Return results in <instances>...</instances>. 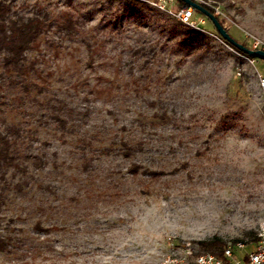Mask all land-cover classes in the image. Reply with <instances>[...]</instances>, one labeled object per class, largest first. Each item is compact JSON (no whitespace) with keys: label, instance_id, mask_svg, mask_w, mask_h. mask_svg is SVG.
Wrapping results in <instances>:
<instances>
[{"label":"rangeland","instance_id":"1","mask_svg":"<svg viewBox=\"0 0 264 264\" xmlns=\"http://www.w3.org/2000/svg\"><path fill=\"white\" fill-rule=\"evenodd\" d=\"M215 1L231 37L251 49L256 38L264 50V0ZM22 3L71 12L97 52L88 65L81 38L48 34L28 53L47 79V97L66 100L73 113L67 130L37 119L39 101L7 114L27 122L32 136L19 155L17 144V165L0 181V233L14 239L0 264H161L173 248L209 252L197 241L215 235L251 249L264 221V60L232 50L193 10L194 27L134 0H14ZM188 28L203 39L186 55L177 41ZM135 81L144 87L134 89ZM162 109L171 118L155 115ZM0 131L15 135L2 122ZM120 136L141 148L124 156ZM100 147L111 150L91 153ZM131 160L167 174L148 184L126 174ZM22 180L29 184L18 192ZM38 218L48 231L33 228Z\"/></svg>","mask_w":264,"mask_h":264},{"label":"trees","instance_id":"2","mask_svg":"<svg viewBox=\"0 0 264 264\" xmlns=\"http://www.w3.org/2000/svg\"><path fill=\"white\" fill-rule=\"evenodd\" d=\"M139 2V0H134ZM185 3L183 0H176L177 7ZM213 15V9L203 4H199ZM193 11L198 15L210 21L214 34L232 50L238 54L247 57L250 60L255 58H264L256 55H248L240 51L237 47L229 43L223 38L216 29L212 20L201 11L193 8ZM214 16V15H213ZM221 26L224 25L223 20L214 16ZM80 22L69 11H61L52 14L49 11L42 9L39 6L29 7L26 3L15 6L14 0H0V122H2L7 130L11 132L9 135L0 131V181L4 179L5 169L11 165H17L14 161V153L18 144V155L20 147H27L30 144V136L32 132L29 125L25 121H15L12 118H7L13 110L18 109L19 112L26 111L27 105L34 101L42 103V109L39 111L37 119L39 121L52 122L58 126L59 130H67L69 126V118L73 113V108L66 102V100L58 98L53 95L51 98L47 97L45 87L47 83L46 77L42 74V70L36 65L35 58H29L28 53L41 50L42 39L48 34L58 35L57 37L63 39L81 38L87 50V64L91 65L94 54L97 52V47L94 41H91L81 35ZM226 32L228 29L224 27ZM229 33V32H228ZM231 36V34L229 33ZM53 37V36H52ZM46 39L47 44L53 45V38ZM203 34L192 28H188L181 33V37L177 41L178 46L185 49V54H192L194 51L201 48ZM235 41L241 43L244 47L249 48L243 41L234 38ZM251 49V48H249ZM140 53L146 50L145 45H140L136 48ZM155 51H152V56H155ZM138 89L144 87L140 82L135 81ZM93 85L91 89H95ZM15 102L18 106L16 107ZM155 115L163 120L170 117L165 109L155 113ZM36 119V118H35ZM10 120L8 123L7 121ZM7 123V124H6ZM30 131V133H29ZM119 147L117 151L126 157L133 156L137 149H140L142 144L140 142L131 143L128 139L120 136L118 139ZM109 147L96 148L91 153L108 154ZM26 155V153H25ZM28 155V154H27ZM27 157H32L31 153ZM34 157V156H33ZM38 161L40 158L35 157ZM91 156L83 152L82 167L90 168ZM23 162L18 160V169L20 170ZM24 166V165H23ZM126 174L131 176H138L141 174L148 184L153 183L159 178L167 174L165 168L141 163L136 160H131L126 167ZM29 184L28 181L22 180L14 184L18 192H21L24 186ZM3 193L0 190V204L3 201ZM33 228L37 231H48L49 227L45 226L42 219L38 218L33 222ZM13 238L9 234L0 233V252L8 249L13 242ZM234 243V241H232ZM201 251H209L217 257L223 256V250L227 242L221 237L215 235L210 239H203L197 241Z\"/></svg>","mask_w":264,"mask_h":264},{"label":"built area","instance_id":"3","mask_svg":"<svg viewBox=\"0 0 264 264\" xmlns=\"http://www.w3.org/2000/svg\"><path fill=\"white\" fill-rule=\"evenodd\" d=\"M141 2L153 3L158 5L166 12L172 14L183 23L194 27L191 18V12L193 7L188 4H184L177 7L176 0H139ZM198 4H203L213 9V15L220 17L223 12L218 3L215 0H193ZM171 7V5H174ZM263 43L254 39L253 49H257ZM258 82L261 89V96L263 100L262 114L264 116V76L258 75ZM243 242H236L227 244L223 250V256L217 257L215 254L210 252H203L191 255L190 247L178 251L177 248H173L171 253L166 255L161 264H264V221H262L256 232V240L254 246L251 249H243ZM235 249H243L242 255H235Z\"/></svg>","mask_w":264,"mask_h":264},{"label":"water","instance_id":"4","mask_svg":"<svg viewBox=\"0 0 264 264\" xmlns=\"http://www.w3.org/2000/svg\"><path fill=\"white\" fill-rule=\"evenodd\" d=\"M183 1L185 3H187L188 5H191L195 9L201 11L203 14L207 15L212 20V22L214 23V25H215L216 29L218 30V32L220 33V35L223 38H225L229 43H231L232 45L237 47L240 51H242L248 55H256V56L264 58V50L249 49V48L244 47L241 43L235 41L234 38L231 37L228 32H226L224 27L219 24L217 19L213 15H211L206 9H204L202 6H200L199 4L195 3L192 0H183Z\"/></svg>","mask_w":264,"mask_h":264}]
</instances>
